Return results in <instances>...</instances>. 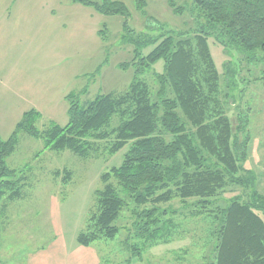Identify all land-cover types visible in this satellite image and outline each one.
<instances>
[{"label":"rangeland","instance_id":"rangeland-1","mask_svg":"<svg viewBox=\"0 0 264 264\" xmlns=\"http://www.w3.org/2000/svg\"><path fill=\"white\" fill-rule=\"evenodd\" d=\"M113 1L124 3L130 17L104 16L72 0H0L2 140L12 136L23 115L31 110L42 115L36 123L40 131L54 123L67 125L69 94H78L86 104L101 94L127 91L136 77L134 67L121 68L134 57L135 46L128 42L131 36L194 33L197 28L190 0H175L185 7L181 15L174 13L169 0H146L144 11L137 8V0ZM209 46L220 75L221 114L231 120L240 141L248 137L245 168L255 173L257 190L264 195V86L260 80L264 63L249 54L226 52L214 38L209 39ZM153 49L148 47L143 54ZM164 66V61H159L141 78L158 88L154 73H163ZM117 124L115 118L113 126ZM109 144H101L97 157L84 159L69 150H46L43 139L20 133L6 164L21 173L25 185L20 199L4 200L0 264H28L32 254L63 237L69 246L78 245V235L96 210V192L104 186L102 175L120 166L128 151L126 147L111 156ZM57 171L62 173L59 178L54 174ZM65 171L71 173L67 182H63ZM239 195L245 196L241 187L229 186L210 209L225 208ZM196 202L184 203L177 197L160 205L169 212L165 220L174 236L168 244L146 248L135 236L131 203L116 222L121 228L117 238L94 244L101 264H210L216 217L202 211ZM133 245L142 249L141 257L133 254Z\"/></svg>","mask_w":264,"mask_h":264},{"label":"trees","instance_id":"trees-1","mask_svg":"<svg viewBox=\"0 0 264 264\" xmlns=\"http://www.w3.org/2000/svg\"><path fill=\"white\" fill-rule=\"evenodd\" d=\"M190 1L197 21L194 33L129 38L135 46L134 57L121 68L134 67L136 77L127 91L101 94L86 104L78 94H69L67 125L54 123L40 131L36 123L42 115L31 110L7 141L0 138V219L4 200L20 199L25 185L21 173L6 164L20 133L43 139L46 150H69L84 159L97 157L101 144L110 143L111 156L126 147L128 151L120 166L102 175L104 186L96 192V210L77 237L79 245L91 247L98 241L115 240L121 232L116 222L131 203L135 236L144 248L168 244L174 234L165 220L169 212L160 205L178 197L184 203L195 199L202 211L215 213L216 243L210 264H264V195L257 190L255 173L245 168L248 137L240 141L231 120L221 114L220 75L209 46V39L214 38L226 52L249 54L264 63V0ZM72 3L104 16L131 15L119 1ZM169 5L175 14H183L185 7L175 0H169ZM146 7V0H137L139 10ZM151 46L154 49L144 55ZM161 60L164 71L154 73L155 89L141 77ZM260 80L264 86V68ZM115 118L118 124L113 126ZM54 174L62 175L60 171ZM63 175V182L71 179V173ZM229 186L241 187L245 196L211 210L216 197ZM131 250L142 256L138 246Z\"/></svg>","mask_w":264,"mask_h":264},{"label":"crops","instance_id":"crops-1","mask_svg":"<svg viewBox=\"0 0 264 264\" xmlns=\"http://www.w3.org/2000/svg\"><path fill=\"white\" fill-rule=\"evenodd\" d=\"M28 264H101L99 251L93 246H69L59 238L46 249L29 257Z\"/></svg>","mask_w":264,"mask_h":264}]
</instances>
